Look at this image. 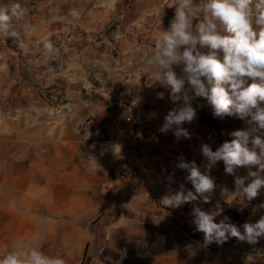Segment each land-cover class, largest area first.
Here are the masks:
<instances>
[{
	"label": "crops",
	"instance_id": "0c3cea01",
	"mask_svg": "<svg viewBox=\"0 0 264 264\" xmlns=\"http://www.w3.org/2000/svg\"><path fill=\"white\" fill-rule=\"evenodd\" d=\"M11 3L28 10L30 30L18 29L19 39L0 38V257L17 240L39 234L35 243L44 254L59 256L65 264H264V237L255 244L230 237L222 245H205L192 210L173 214L144 206L146 184L121 183V140L107 121L103 97L89 93L93 75L105 80L111 93L118 87L126 95L140 90L136 83L129 85L136 74L130 75L134 81L122 77V71L133 73L134 67L122 58L113 60L112 38L119 35L114 43L138 68L132 38L151 25L153 49L159 20L167 30L174 18V0H0V6ZM71 32L80 37L74 46L65 42ZM105 39L111 41L100 43ZM48 42L51 53L45 49ZM218 56L222 59L223 53ZM51 101L63 104L61 115L53 113ZM200 105L209 112L206 99L199 98L193 124L205 133L198 121ZM86 119L97 125L87 149L77 134ZM247 120L217 119L220 141L212 149L230 141L232 131L249 127ZM87 152L93 160L86 167ZM179 162H171L169 174L191 184ZM206 163L204 158L201 171ZM136 174L147 178L146 172ZM220 198L221 206L206 210L217 213L214 222L228 217L233 224L236 218L254 223L249 212H236L226 192Z\"/></svg>",
	"mask_w": 264,
	"mask_h": 264
},
{
	"label": "clouds",
	"instance_id": "9594fccd",
	"mask_svg": "<svg viewBox=\"0 0 264 264\" xmlns=\"http://www.w3.org/2000/svg\"><path fill=\"white\" fill-rule=\"evenodd\" d=\"M173 6L170 27L163 30L159 20L154 48L143 60L145 70L169 92L176 105L159 131H172L177 140L190 139L183 125L197 118L192 106L196 98L206 99L214 118L251 119L247 120L249 127L232 131V139L215 151L207 143L202 145L205 171L194 161L184 162L180 157L177 167L187 170L186 179L194 191L185 192L181 184L179 191L163 196L161 203L179 208L198 198L210 202L216 188L210 171L219 161H223L226 174L235 175L240 167L248 169L247 176H235L234 192L224 191L233 200L243 197L250 203L264 189V0H174ZM27 15L28 10L18 3L0 6V38L19 39L18 29L30 30ZM45 49L51 53L53 45L48 42ZM174 66L180 67L182 74L178 75ZM157 95L163 99L165 93ZM262 208L264 203L252 211ZM192 215L196 230L204 234L205 245H222L230 237L255 244L264 237V215L255 223H244L243 232L228 222V217L214 222L216 212L195 207ZM38 238L39 234L28 241L17 240L12 250L0 257V264H65L59 256L44 254L35 243Z\"/></svg>",
	"mask_w": 264,
	"mask_h": 264
},
{
	"label": "built area",
	"instance_id": "2783aa9c",
	"mask_svg": "<svg viewBox=\"0 0 264 264\" xmlns=\"http://www.w3.org/2000/svg\"><path fill=\"white\" fill-rule=\"evenodd\" d=\"M144 22L140 21L138 26H142ZM136 24L130 25L125 29L124 34L130 33ZM151 25L142 27L136 31L135 36L132 38L133 49L138 50L136 54V62H140L141 66L135 68L134 60L124 58L121 49L114 43L118 40V36L112 38V56L113 60L120 62L121 58L125 60L126 66L133 68L134 72L129 70L122 71V77L126 81H134L130 78L131 74H136V83L139 91L134 93L124 94L121 87H118L115 93L108 90V83L99 78L98 75L91 77L89 93L96 97H103L104 106L110 114L107 121L112 129L117 133V137L121 140L120 159L118 161V175L122 184L132 185L137 187L140 183L146 184V191L142 204L150 206L166 213H183L186 210H192L199 207L201 210L206 211L209 206H221L222 200L220 195L227 191H235V175L243 176L247 173L248 169L240 167L237 169L235 175L226 174L223 161L217 162L210 171V176L213 178L216 188L211 196V200L205 203L201 198L196 201L185 203L179 208L166 207L161 203L163 196L174 194L180 190V185H184L185 192L194 191L193 185L189 183L178 182L174 175L169 174L168 168L172 161L184 158V162H195L198 167L203 166L204 157L201 152L203 144L207 143L211 146L220 141V135L217 130L206 128L207 132L200 133L194 129L193 122L191 124L185 123L184 128L188 129L191 138H180L177 140L172 131L161 133L159 129L162 127L164 118L167 113L176 105L171 102L169 92L159 84L155 83L154 78L149 71H146L143 66V60L148 55L150 50L149 37ZM71 32L65 39V42L71 46L80 41L79 35ZM147 34V35H144ZM110 39H105L103 42H110ZM72 53L74 50L71 49ZM74 61L77 60L76 56H71ZM178 75L182 74L180 67L174 66ZM127 85V87L129 86ZM126 87V88H127ZM187 87V85H186ZM164 92L163 99L158 98V93ZM190 95H192L190 93ZM199 98L192 101V106L197 110V102ZM53 113L61 115L63 104L58 101H51ZM196 120V119H195ZM96 123L92 119H86L77 128V134L82 148L87 147L94 142V128ZM108 139L101 141L108 143ZM107 149H109L107 147ZM213 150V149H212ZM214 151V150H213ZM93 155L90 152L84 154L83 160L85 166H89L93 160ZM215 175L212 177V171ZM205 171V167L204 170ZM202 171V172H203ZM137 172H146L147 178L143 181L137 176ZM181 173L185 176L188 175L187 170L182 169ZM264 203V189L259 195L250 203L239 197L235 200L236 212L244 210L251 214V219L255 223L264 215V208L253 213L252 209ZM246 205V206H245ZM244 223H241L243 226ZM243 228V227H242Z\"/></svg>",
	"mask_w": 264,
	"mask_h": 264
},
{
	"label": "trees",
	"instance_id": "16d2710c",
	"mask_svg": "<svg viewBox=\"0 0 264 264\" xmlns=\"http://www.w3.org/2000/svg\"><path fill=\"white\" fill-rule=\"evenodd\" d=\"M235 117H225L224 120H233ZM219 118H214L212 115V109L210 107L208 115L207 116H200L198 118V121L201 125H204L207 128H212L217 130V125H216V120ZM235 225L240 228L241 232H243V228L241 226V222L239 221L238 218L235 220Z\"/></svg>",
	"mask_w": 264,
	"mask_h": 264
},
{
	"label": "rangeland",
	"instance_id": "374dc122",
	"mask_svg": "<svg viewBox=\"0 0 264 264\" xmlns=\"http://www.w3.org/2000/svg\"><path fill=\"white\" fill-rule=\"evenodd\" d=\"M198 108V107H197ZM209 109H210V106H209ZM199 111H201V112H199L198 113V118L202 115V116H207L208 115V107H200L199 106Z\"/></svg>",
	"mask_w": 264,
	"mask_h": 264
}]
</instances>
